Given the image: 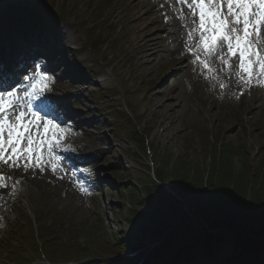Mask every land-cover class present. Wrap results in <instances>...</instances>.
<instances>
[{
    "label": "rangeland",
    "instance_id": "obj_1",
    "mask_svg": "<svg viewBox=\"0 0 264 264\" xmlns=\"http://www.w3.org/2000/svg\"><path fill=\"white\" fill-rule=\"evenodd\" d=\"M151 2L161 21L162 0H0V44H18L21 30L13 27L35 21L40 30L33 38L46 53H55L45 72L53 76L50 90L33 103L45 105L70 130L65 138L74 154L64 162L46 156L43 170H25L26 161L18 168L0 165L7 184L0 189V264L15 263L7 253L12 245L30 260L40 245L35 222L49 219L59 220L56 247L66 245L64 237L81 253L118 240L125 244L113 251H135V259L147 264L145 256L157 249V241L154 226L140 219L154 220L175 198L168 184L157 188L163 184L152 169L162 165L174 171L172 180L183 189L196 176L204 186L232 171L248 187L264 191V78L254 76L252 87L228 88L215 72L194 63L189 38L171 41L163 34L150 61L133 57L137 39L130 21L139 6ZM163 7L171 8L165 1ZM85 27L94 35L93 47L84 44ZM156 96L160 101L152 103ZM116 107L132 124L108 116ZM145 197L142 211L139 201ZM31 258L32 264H50L38 253Z\"/></svg>",
    "mask_w": 264,
    "mask_h": 264
},
{
    "label": "trees",
    "instance_id": "obj_2",
    "mask_svg": "<svg viewBox=\"0 0 264 264\" xmlns=\"http://www.w3.org/2000/svg\"><path fill=\"white\" fill-rule=\"evenodd\" d=\"M116 114L118 118L122 117L126 123L132 124V120L122 110L117 109L110 116ZM114 119L120 120L115 117ZM132 128L134 129V126L130 127ZM136 138L138 141L142 140L140 137ZM157 169H152L153 175L163 184L157 188L165 189L168 184L170 188L175 189V198L174 205L171 203L167 206L170 203L167 201V211L162 207L160 212L163 214L160 213L157 218L152 217L154 220L145 222L144 218L140 219L141 224L149 225L147 228L156 227L151 228V234L159 247L150 251L148 256L153 264H157L160 259L168 260L169 264H225L229 260L231 264H264L263 190L248 187V183L241 180L243 177L235 176L232 171L231 174L224 173L225 176L220 177L222 181L219 183L217 178H211L216 184L212 182L204 186L200 180L201 176H196L193 183L186 182L183 189L180 187L181 181L172 180L173 170L167 171L166 165ZM145 200L139 201L142 211L144 207L146 210L145 202H149L146 197ZM141 215L145 213L142 212ZM145 217L149 218L148 215ZM58 221L49 219L42 225L35 222L40 245L38 248L34 246L36 251L33 249L30 260L33 261L31 257L38 253L50 264H133L130 259L123 257L122 250L113 251L120 243L125 244L118 240L114 245L106 241L100 249L81 253L73 246L74 242H68L72 240L64 237L66 245L56 247L59 245L55 242L59 235ZM168 226L171 227L169 231ZM165 231L168 233L164 234ZM16 259L20 262H30L20 253Z\"/></svg>",
    "mask_w": 264,
    "mask_h": 264
},
{
    "label": "snow or ice",
    "instance_id": "obj_3",
    "mask_svg": "<svg viewBox=\"0 0 264 264\" xmlns=\"http://www.w3.org/2000/svg\"><path fill=\"white\" fill-rule=\"evenodd\" d=\"M177 2L186 4L193 17L194 27L188 33L189 37L199 33L196 46L202 50L205 59L197 54L194 63L199 62L204 69L211 70L210 57L216 56L227 67L231 64L226 57H238L236 75L241 83L250 87L254 76L264 78V0ZM225 48L226 53L223 52ZM34 76L35 80L23 92V96L28 98L26 106L17 105L20 97L14 92L0 96V165L9 168H18L21 162L26 161L23 165L25 170L30 166L43 170V150L46 149L52 159L59 160L55 149L61 147L66 132L70 131L36 110L32 102L50 90V78L39 67ZM9 110L14 111L10 114ZM6 187L5 176L0 173V189Z\"/></svg>",
    "mask_w": 264,
    "mask_h": 264
},
{
    "label": "bare ground",
    "instance_id": "obj_4",
    "mask_svg": "<svg viewBox=\"0 0 264 264\" xmlns=\"http://www.w3.org/2000/svg\"><path fill=\"white\" fill-rule=\"evenodd\" d=\"M148 0H139L142 4ZM169 3L171 8L163 7V3ZM187 3H191V0H187ZM172 2V3H171ZM160 2H157V4ZM161 9L158 12L162 13L165 16L161 21L157 18V10L154 2H151L150 5L147 7L146 5L139 6L138 11L134 13V16L130 23L132 24L131 27H136V35L135 39H137V47L135 48L136 53H133V57H138V59H147L150 61L155 54H157L156 50L159 47V43L163 40L164 37L170 38L171 41L183 40L186 38L191 39V43L189 47H191V51L193 53L200 52L203 53L201 49H199L196 45L199 41V34L194 35L190 38L186 27L188 24H192L193 17L189 13V9L187 8L186 4L178 3L177 0H162L161 2ZM158 9V8H157ZM183 13V15H182ZM167 18V19H166ZM29 22V20H27ZM25 21V22H27ZM34 25L36 26L35 22ZM17 27V26H16ZM176 29V32L173 33L172 29ZM12 30H16L17 32L20 28H13ZM164 34V37H163ZM16 36L22 37L21 32H18ZM181 42V41H180ZM262 42H264V33H262ZM184 43V41H183ZM5 49L4 52V65L7 66L10 59L16 60L17 58L21 60L31 59L32 57H36L42 55L44 53L46 55V60L44 63L46 65H51L55 61V54L54 52L45 53L42 47V43L37 39H34L33 42L26 43L24 41H20L18 44H12L9 47L0 44V50ZM163 54V51H161ZM224 53L227 52L223 50ZM201 55V54H200ZM202 56V55H201ZM203 57V56H202ZM216 56L208 58V63L212 67L213 72H215V76L220 81H226L228 84V88H233L236 86L242 85L239 78L237 77L236 73L238 71V63L233 60V57H226L229 59V63L231 67L225 66V64L220 60L217 59L219 65L223 72H221L218 68V63L214 60ZM205 59V57H203ZM60 59H57L59 62ZM29 61V60H28ZM185 64V63H183ZM215 68V69H214ZM6 70L10 71V66L6 67ZM32 71V70H31ZM49 77H51L49 75ZM252 87V84L251 86ZM160 101L157 96L152 103ZM11 113L14 110H10ZM166 130V129H164Z\"/></svg>",
    "mask_w": 264,
    "mask_h": 264
},
{
    "label": "water",
    "instance_id": "obj_5",
    "mask_svg": "<svg viewBox=\"0 0 264 264\" xmlns=\"http://www.w3.org/2000/svg\"><path fill=\"white\" fill-rule=\"evenodd\" d=\"M152 165H153V164H152ZM150 168H153V166H151ZM150 168H149V170H151ZM178 202H179V199H178ZM178 205H179V204H178ZM178 207H179V206H178ZM154 227H155V226H154ZM155 228H156V227H155ZM170 228H171V227L168 226V231L170 230ZM152 231H153V229H152ZM165 233H168V232H164V234H165ZM219 233H222V232H219Z\"/></svg>",
    "mask_w": 264,
    "mask_h": 264
}]
</instances>
